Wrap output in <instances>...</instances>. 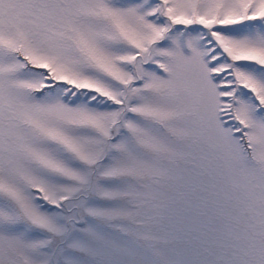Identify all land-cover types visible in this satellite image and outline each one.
<instances>
[{"label":"snow or ice","instance_id":"obj_1","mask_svg":"<svg viewBox=\"0 0 264 264\" xmlns=\"http://www.w3.org/2000/svg\"><path fill=\"white\" fill-rule=\"evenodd\" d=\"M0 264H264V0H0Z\"/></svg>","mask_w":264,"mask_h":264}]
</instances>
